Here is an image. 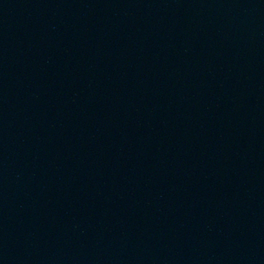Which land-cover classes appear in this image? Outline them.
<instances>
[{
	"label": "water",
	"instance_id": "water-1",
	"mask_svg": "<svg viewBox=\"0 0 264 264\" xmlns=\"http://www.w3.org/2000/svg\"><path fill=\"white\" fill-rule=\"evenodd\" d=\"M0 264H264V0H0Z\"/></svg>",
	"mask_w": 264,
	"mask_h": 264
}]
</instances>
